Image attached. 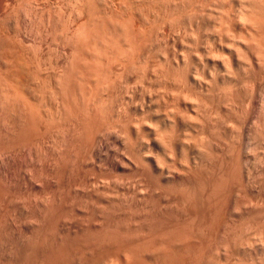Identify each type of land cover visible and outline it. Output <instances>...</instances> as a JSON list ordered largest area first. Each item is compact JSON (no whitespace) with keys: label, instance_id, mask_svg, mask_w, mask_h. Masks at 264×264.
<instances>
[{"label":"rangeland","instance_id":"rangeland-1","mask_svg":"<svg viewBox=\"0 0 264 264\" xmlns=\"http://www.w3.org/2000/svg\"><path fill=\"white\" fill-rule=\"evenodd\" d=\"M205 1L0 0V264H264V7Z\"/></svg>","mask_w":264,"mask_h":264},{"label":"bare ground","instance_id":"bare-ground-1","mask_svg":"<svg viewBox=\"0 0 264 264\" xmlns=\"http://www.w3.org/2000/svg\"><path fill=\"white\" fill-rule=\"evenodd\" d=\"M204 1H205V0H204ZM225 1H226V0H225ZM251 1H252V0H251ZM205 2L207 3V0H206ZM235 2H236V1H235ZM244 2H245V1H244ZM244 2H243V0H242V3H243V4L241 3V1H240L241 4L238 2V3L240 4V8H241V9H240V8H239V9H240V12H241L242 14L244 13V12H242V8H243L242 6L245 5ZM252 2H253V1H252ZM252 2H251V3H252ZM254 2H255V1H254ZM259 2H260V1H259ZM203 3H204V2H203ZM226 3H227V2H226ZM197 4H198V3H197ZM218 4H219V3H218ZM260 4H263V7H264V0H262V2H260ZM201 5H202V4H200V6H201ZM206 5H207V4H206ZM247 5H248V4H247ZM253 5H254V4H253ZM253 5H252V6H253ZM258 5H259V4H258ZM210 6H211V5H210ZM208 7H209V6H208ZM208 7H207V8H208ZM211 7H212V6H211ZM227 7H228V6H227ZM259 7H260V6H259ZM263 7H262V8H263ZM195 8H196V7H195ZM222 9H223V8H222ZM243 9H244V8H243ZM246 9H247V8H246ZM246 9H244V10H246ZM254 9H255V7H254ZM256 9H257V8H256ZM258 9H259V8H258ZM202 10H203V9H201V11H202ZM210 10H211V9H210ZM244 10H243V11H244ZM261 10H263V9H261ZM211 11H212V10H211ZM219 11H220V10H219ZM248 11H249V10H248ZM252 11H253V10H252ZM252 11H251V12H252ZM197 12H198V11H197ZM221 12H222V11H221ZM226 12H227V11H226ZM233 12H234V11H233ZM246 12H247V10H246ZM249 12H250V11H249ZM249 12H247V13H249ZM251 12H250V13H251ZM253 12H254V11H253ZM257 12H259V10L256 11V13H257ZM202 13H203V11H202ZM247 13H246V14H247ZM250 13H249V14H250ZM259 13H260V12H259ZM263 13H264V11H263ZM263 13H262V14H263ZM227 14H228V12H227ZM246 14H245V15H246ZM251 14L254 15V16H252V17H255V13H251ZM251 14H250L249 16H251ZM262 14H260V15H262ZM221 15H222V14H221ZM239 15H240V14H239ZM227 16H228V15H227ZM256 16L258 17V15H256ZM212 17H213V16H212ZM219 17H220V16H219ZM242 17H245L244 14H243ZM260 17H261V16H260ZM260 17H259V18H260ZM263 17H264V15H263ZM227 19H228V18H227ZM245 19H247V18H245ZM252 19H253V18H252ZM252 19H251V20L248 19L247 21H248V22L251 21V22L253 23V21H255V20H254L255 18L253 19V21H252ZM121 20H122V19H121ZM261 20H262V19H260V21H261ZM224 21H225V20H224ZM244 21H245V20H244ZM262 21H263V20H262ZM256 22H257V21H256ZM116 23H117V22H116ZM252 23L249 22V24H252ZM104 24H105V23H104ZM253 24H256V23H253ZM253 24H252V25H253ZM257 24H259V23H257ZM101 25H102V24H101ZM108 25H109V24H108ZM118 25H119V24H118ZM121 25H122V24H121ZM211 25H212V24H211ZM259 25H261V24H259ZM263 26H264V25H263ZM102 27H103V26H102ZM261 27H262V26H260V28H261ZM262 28H263V27H262ZM107 29H108V28H107ZM123 29H124V28H123ZM68 30H69V29H68ZM259 31H260V30H259ZM132 32H133V31H132ZM88 33H89V32H88ZM93 33H94V32H93ZM126 33H127V32H126ZM252 34H253V33H252ZM89 35H90V34H89ZM103 35H104V34H103ZM254 35H255V34H254ZM118 36H119V35H118ZM103 37H104V36H103ZM96 38H97V37H96ZM112 38H113V37H112ZM159 38H160V37H159ZM133 39H134V38H133ZM258 39H259V38H258ZM259 40H260V39H259ZM120 41H121V40H120ZM115 42H116V41H115ZM109 43H110V42H109ZM116 43H117V42H116ZM135 43H136V42H135ZM111 44H112V43H111ZM70 45H71V44H70ZM105 45H106V44H105ZM118 45H119V44H118ZM132 45H133V44H132ZM125 46H126V45H125ZM130 46H131V45H130ZM260 46H261V45H260ZM62 47H63V46H62ZM118 47H120V46H118ZM258 47H259V46H258ZM263 47H264V46H263ZM7 48H8V47H7ZM97 48H98V47H97ZM261 48H262V47H261ZM127 49H128V47H127ZM64 50H65V49H64ZM86 50H87V49H86ZM98 50H99V49H98ZM98 50H97V51H98ZM112 50H113V49H112ZM117 50H118V49H117ZM125 50H126V49H125ZM260 50H261V49H260ZM82 51H83V50H82ZM110 51H111V50H110ZM127 51H128V50H127ZM129 51H131V48H129ZM111 52H112V51H111ZM124 52H125V51H124ZM124 52H123V53H124ZM123 53L121 52L122 55H123ZM89 54H90V53H89ZM89 54H88V55H89ZM116 55H117V54H115V56H116ZM122 55H121V56H122ZM124 55H125V54H124ZM94 56H95V55H94ZM118 57H119V56H118ZM122 57H123V56H122ZM73 58H74V57H73ZM88 58H89V57H88ZM96 58H97V57H96ZM124 58H125V57H124ZM257 58H258V57H257ZM260 58H261V57H260ZM97 59H98V58H97ZM113 59H114V58H113ZM129 59H130V58H129ZM258 59H259V58H258ZM80 60H81V59H80ZM81 62H82V61H81ZM110 62H111V61H110ZM106 63H107V62H106ZM124 63H125V62H124ZM83 64H84V63H83ZM90 64H91V63H90ZM130 64H131V63H130ZM133 65H134V64H133ZM152 66H153V65H152ZM100 67H101V65H100ZM119 67H120V66H119ZM73 69H74V68H73ZM88 69H89V68H88ZM60 70H61V69H60ZM131 70H132V69H131ZM16 71H17V70H16ZM65 72H66V71H65ZM79 72H80V71H79ZM65 74H66V73H65ZM96 74H97V73H96ZM102 74H103V73H102ZM142 74H143V73H142ZM94 75H95V74H94ZM59 76H60V75H59ZM88 76H89V75H88ZM101 76H102V75H101ZM12 77H13V76H12ZM98 77H99V76H98ZM75 78H76V77H75ZM181 78H182V77H181ZM194 78H195V77H194ZM96 79H97V78H96ZM114 79H115V78H114ZM94 80H95V79H94ZM17 81H18V80H17ZM74 81H75V80H74ZM82 81H83V80H82ZM97 81H98V80H97ZM145 81H146V80H145ZM68 82H69V81H68ZM180 82H181V81H180ZM85 83H86V82H85ZM92 83H93V82H92ZM96 83H97V82H96ZM96 83H95V84H96ZM25 84H26V83H25ZM60 84H61V83H60ZM67 84H68V83H67ZM87 84H88V83H87ZM107 84H108V83H107ZM36 85H37V84H36ZM93 86H94V85H93ZM104 86H105V85H104ZM90 87H91V86H90ZM5 88H6V87H5ZM65 88H66V87H65ZM106 88H107V87H106ZM99 89H100V88H99ZM101 90H102V89H101ZM52 91H53V90H52ZM60 91H61V90H60ZM64 91H65V90H64ZM16 93H17V92H16ZM62 93H63V92H62ZM148 95H149V94H148ZM65 96H66V95H65ZM87 96H88V95H87ZM5 97H6V96H5ZM81 99H82V98H81ZM111 99H112V98H111ZM25 100H26V99H25ZM61 100H62V99H61ZM88 100H90V99L88 98ZM48 103H49V102H48ZM61 103H62V102H61ZM27 104H28V103H27ZM68 104H69V103H68ZM31 105H32V104H31ZM31 107H32V106H31ZM69 109H70V108H69ZM85 109H86V108H85ZM118 109H119V108H118ZM67 110H68V109H67ZM104 110H105V109H104ZM148 111H149V110H148ZM65 112H66V111H65ZM107 113H108V112H107ZM32 114H33V113H32ZM90 115H91V114H90ZM106 116H107V115H106ZM116 116H117V115H116ZM59 119H60V118H59ZM83 122H84V121H83ZM57 124H58V123H57ZM69 124H70V123H69ZM82 124H83V123H82ZM54 125H55V124H54ZM60 126H61V125H60ZM6 129H7V128H6ZM127 129H128V128H127ZM127 131H128V130H127ZM82 132H83V131H82ZM130 142H131V141H130ZM132 142H133V141H132ZM130 147H131V146H130ZM130 149H131V148H130ZM132 151H133V150H132ZM132 151H131V152H132ZM134 153H135V152H134ZM142 154H143V153H142ZM142 154H141V155H142ZM133 156H134V155H133ZM139 157H140V156H139ZM141 157H142V156H141ZM38 239H39V238H38ZM66 240H67V239H66ZM63 242H64V241H63ZM70 245H71V244H70ZM38 246H39V245H38ZM61 246H62V245H61ZM65 246H66V245H65ZM45 248H46V247H45ZM51 248H52V247H51ZM51 248H50V249H51ZM53 248H54V247H53ZM34 249H35V248H34ZM51 250H52V249H51ZM39 251H40V250H39ZM167 251H168V250H167ZM52 252H53V250H52ZM53 253H54V252H53ZM170 253H171V252H170ZM173 253H174V252H173ZM56 254H57V253H55V255H56ZM55 255H54V256H55ZM163 256H164V255H163ZM179 256H180V255H179ZM50 257H52V256L50 255ZM171 258H172V257H171ZM166 259H167V258H166ZM178 259H179V258H178ZM43 260H44V259H43ZM161 260H162V259H161ZM32 261H33V260H32ZM48 261H49V260H48ZM43 262H44V261H43ZM51 262H52V261H51ZM173 262H174V261H173ZM40 263H41V262H40ZM163 263H164V262H163ZM163 263H162V264H163Z\"/></svg>","mask_w":264,"mask_h":264}]
</instances>
